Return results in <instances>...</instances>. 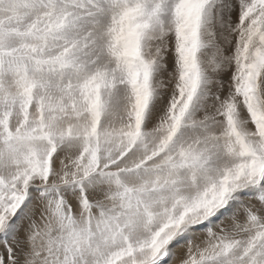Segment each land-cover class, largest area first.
I'll return each instance as SVG.
<instances>
[{"label":"snow or ice","instance_id":"1","mask_svg":"<svg viewBox=\"0 0 264 264\" xmlns=\"http://www.w3.org/2000/svg\"><path fill=\"white\" fill-rule=\"evenodd\" d=\"M0 264H264V0H0Z\"/></svg>","mask_w":264,"mask_h":264}]
</instances>
